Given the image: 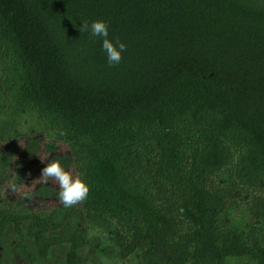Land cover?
Here are the masks:
<instances>
[{"label":"trees","instance_id":"trees-1","mask_svg":"<svg viewBox=\"0 0 264 264\" xmlns=\"http://www.w3.org/2000/svg\"><path fill=\"white\" fill-rule=\"evenodd\" d=\"M97 19L126 44L118 65L79 31ZM51 159L87 198L65 207L40 182L53 211L17 212ZM12 227V264H41L27 238L68 264L88 247L104 264H264V0H0L1 255Z\"/></svg>","mask_w":264,"mask_h":264},{"label":"clouds","instance_id":"clouds-1","mask_svg":"<svg viewBox=\"0 0 264 264\" xmlns=\"http://www.w3.org/2000/svg\"><path fill=\"white\" fill-rule=\"evenodd\" d=\"M79 31H90L91 36L101 38V48L109 66L120 63L126 44L122 41L113 42L108 38V25L104 20H93L90 24L82 21ZM40 178L45 183L49 178L56 182V196L65 207H71L88 196L89 189L84 179L66 170L59 159L49 160L42 168Z\"/></svg>","mask_w":264,"mask_h":264},{"label":"rangeland","instance_id":"rangeland-1","mask_svg":"<svg viewBox=\"0 0 264 264\" xmlns=\"http://www.w3.org/2000/svg\"><path fill=\"white\" fill-rule=\"evenodd\" d=\"M43 182V180L40 178V174L37 172H34L33 174L29 175L27 179H25L24 183L20 185L17 192L15 194L11 195L12 199H23L27 204L18 205L16 207V211L19 213H24L26 211L34 210L40 213H44L46 211H53V208H50L52 203L51 200H44L39 197H36L35 195H32L34 192L35 187L38 183ZM48 184L52 183L54 186H56V182L49 178ZM46 206H50L49 208ZM59 213L62 212V210H58ZM80 229L83 228V225L81 223L78 224ZM26 225L24 226V231L26 232ZM84 229V228H83ZM17 235L15 234V231L12 228L7 229L3 236V255H1L0 252V264H12V249L15 245V243L18 241ZM26 246L27 249L35 256L36 262L41 264H68L66 260V254L68 251V246H61V247H55L50 250L48 254H46L44 257L40 256L37 252V250L34 247V243L29 238L26 239ZM82 264H104L88 247L80 251L79 253Z\"/></svg>","mask_w":264,"mask_h":264}]
</instances>
